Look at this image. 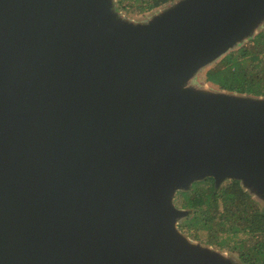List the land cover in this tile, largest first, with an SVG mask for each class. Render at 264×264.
I'll return each mask as SVG.
<instances>
[{"label": "water", "instance_id": "water-1", "mask_svg": "<svg viewBox=\"0 0 264 264\" xmlns=\"http://www.w3.org/2000/svg\"><path fill=\"white\" fill-rule=\"evenodd\" d=\"M163 6L0 0V264H244L176 194L239 180L264 205V97L194 83L264 0Z\"/></svg>", "mask_w": 264, "mask_h": 264}, {"label": "trees", "instance_id": "trees-1", "mask_svg": "<svg viewBox=\"0 0 264 264\" xmlns=\"http://www.w3.org/2000/svg\"><path fill=\"white\" fill-rule=\"evenodd\" d=\"M173 1L114 0V3L117 10L146 12ZM206 80L229 92L264 97V27L211 66ZM176 205L190 211L179 223L188 236L236 252L244 264H264V205L239 180H227L219 186L213 177L196 181L190 190L178 191Z\"/></svg>", "mask_w": 264, "mask_h": 264}, {"label": "rangeland", "instance_id": "rangeland-1", "mask_svg": "<svg viewBox=\"0 0 264 264\" xmlns=\"http://www.w3.org/2000/svg\"><path fill=\"white\" fill-rule=\"evenodd\" d=\"M166 5H168V4H166ZM165 5V6H166ZM164 6H161V8H163ZM159 9L160 8H157V9H154V10H152V11H146V12H139L138 10H133V9H122V11H123V13L127 16V17H129V18H131V19H133V20H135V21H145V20H147V19H149L153 14H155L156 12H158L159 11ZM217 62V61H216ZM215 62V63H216ZM215 63H213L212 65H210L209 67H207V68H205L204 70H202L201 72H200V75L198 76V78H197V80L194 82L195 84H198V85H206L207 84V86H209L210 88H218V86L217 85H214V84H212V83H210V82H205V74H206V72H207V70L211 67V66H213ZM260 205H262L263 204V202H261L260 200H258L257 198H254ZM187 235H188V232H185ZM202 236H204L205 237V234L204 233H202ZM204 237H202L203 239H204ZM192 238V237H191ZM192 239H194V238H192ZM194 240H196V239H194ZM199 241H201L202 243H204V241L203 240H199ZM223 250H226L230 255H232L234 258H236V257H238V254L236 253V252H231L230 250H228V249H223Z\"/></svg>", "mask_w": 264, "mask_h": 264}]
</instances>
